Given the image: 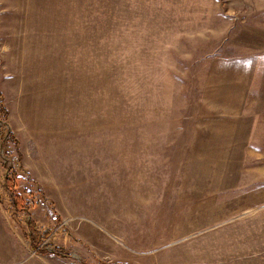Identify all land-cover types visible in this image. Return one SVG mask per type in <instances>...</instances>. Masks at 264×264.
Returning <instances> with one entry per match:
<instances>
[{
	"label": "rangeland",
	"instance_id": "374dc122",
	"mask_svg": "<svg viewBox=\"0 0 264 264\" xmlns=\"http://www.w3.org/2000/svg\"><path fill=\"white\" fill-rule=\"evenodd\" d=\"M1 107L26 258L264 264V0H0Z\"/></svg>",
	"mask_w": 264,
	"mask_h": 264
},
{
	"label": "crops",
	"instance_id": "0c3cea01",
	"mask_svg": "<svg viewBox=\"0 0 264 264\" xmlns=\"http://www.w3.org/2000/svg\"><path fill=\"white\" fill-rule=\"evenodd\" d=\"M2 217V212H0V264H50L47 259L26 258L22 243L19 242L15 232L9 228L8 221ZM52 262V264L64 263L62 260Z\"/></svg>",
	"mask_w": 264,
	"mask_h": 264
},
{
	"label": "trees",
	"instance_id": "16d2710c",
	"mask_svg": "<svg viewBox=\"0 0 264 264\" xmlns=\"http://www.w3.org/2000/svg\"><path fill=\"white\" fill-rule=\"evenodd\" d=\"M0 111L4 114V116L7 115L6 114L7 112L2 107L0 108ZM12 201H13L14 206L16 208H18L19 207V201H17L15 198H13ZM21 210L22 211H28V207L27 208H22ZM26 223H27L26 224V227H27L28 230L27 231L26 230L24 231V230L21 229V232H22V234H24L25 238L30 242V244H36V242L38 240L37 237H39L40 239L42 237L43 238V241H44V239H47L50 236V234H51L50 232H47L44 235L42 234L41 237H40L39 231H38L35 223L32 220H27ZM37 247H38L37 245H34L33 248L35 250H38ZM56 251H59V249L57 250V248H55L54 249V252H56Z\"/></svg>",
	"mask_w": 264,
	"mask_h": 264
}]
</instances>
